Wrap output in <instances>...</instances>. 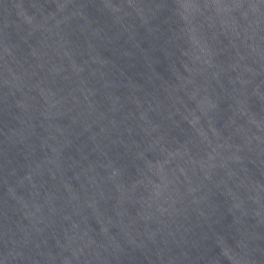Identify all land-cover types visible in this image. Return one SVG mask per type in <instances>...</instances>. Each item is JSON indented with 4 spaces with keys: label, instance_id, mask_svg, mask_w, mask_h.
Instances as JSON below:
<instances>
[{
    "label": "water",
    "instance_id": "water-1",
    "mask_svg": "<svg viewBox=\"0 0 264 264\" xmlns=\"http://www.w3.org/2000/svg\"><path fill=\"white\" fill-rule=\"evenodd\" d=\"M0 264H264V0H0Z\"/></svg>",
    "mask_w": 264,
    "mask_h": 264
}]
</instances>
